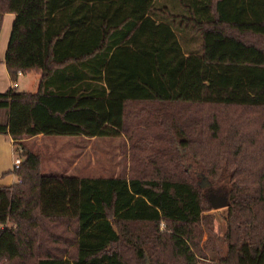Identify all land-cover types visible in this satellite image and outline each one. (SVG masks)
<instances>
[{"label":"trees","instance_id":"16d2710c","mask_svg":"<svg viewBox=\"0 0 264 264\" xmlns=\"http://www.w3.org/2000/svg\"><path fill=\"white\" fill-rule=\"evenodd\" d=\"M15 13L0 264H264V0H0ZM121 139L111 176L45 173L38 134ZM231 200L211 256L214 186Z\"/></svg>","mask_w":264,"mask_h":264},{"label":"rangeland","instance_id":"374dc122","mask_svg":"<svg viewBox=\"0 0 264 264\" xmlns=\"http://www.w3.org/2000/svg\"><path fill=\"white\" fill-rule=\"evenodd\" d=\"M12 24V23H11ZM3 61L0 59V64ZM40 75L36 72L21 73L16 87L18 92H35ZM9 85L14 81L8 78ZM28 146L31 144L27 141ZM16 146V145H15ZM34 148V147H33ZM43 155L42 171L45 173H70L75 175L111 176L120 171L121 139L105 137L48 135L42 144L36 147ZM227 207L215 209L216 214L213 242L215 249L209 252L211 256L226 252V242L223 233L226 228L224 215Z\"/></svg>","mask_w":264,"mask_h":264},{"label":"crops","instance_id":"0c3cea01","mask_svg":"<svg viewBox=\"0 0 264 264\" xmlns=\"http://www.w3.org/2000/svg\"><path fill=\"white\" fill-rule=\"evenodd\" d=\"M15 16V13H6L4 15L0 32V59L3 61V63L0 64V92H3L11 87L7 86L9 85L8 78L10 76L5 63V53ZM46 137L47 135L41 133L36 136L30 137L27 141L31 144L32 148L34 147V149L37 150L36 147H38L39 144H42ZM15 148L16 146L10 135L0 134V184L10 185L17 179L15 174H7L5 176H2L4 172L9 171L13 168V160L14 156L16 155Z\"/></svg>","mask_w":264,"mask_h":264},{"label":"water","instance_id":"95a60500","mask_svg":"<svg viewBox=\"0 0 264 264\" xmlns=\"http://www.w3.org/2000/svg\"><path fill=\"white\" fill-rule=\"evenodd\" d=\"M223 183L214 186L213 190L209 193V199L214 209H220L223 207H229L231 200L226 192H220L217 189L222 186Z\"/></svg>","mask_w":264,"mask_h":264},{"label":"built area","instance_id":"2783aa9c","mask_svg":"<svg viewBox=\"0 0 264 264\" xmlns=\"http://www.w3.org/2000/svg\"><path fill=\"white\" fill-rule=\"evenodd\" d=\"M18 85H19L18 81L13 83L14 87H16ZM21 150H22V146H16V148H15L16 155L14 156L13 166L18 167L20 165V163L22 162V157L20 155Z\"/></svg>","mask_w":264,"mask_h":264}]
</instances>
